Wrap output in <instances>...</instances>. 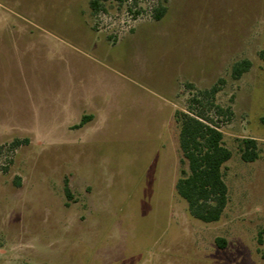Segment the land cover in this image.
<instances>
[{
    "label": "rangeland",
    "instance_id": "rangeland-1",
    "mask_svg": "<svg viewBox=\"0 0 264 264\" xmlns=\"http://www.w3.org/2000/svg\"><path fill=\"white\" fill-rule=\"evenodd\" d=\"M91 1L0 0V127L29 123L0 130V264H264V0ZM221 79L229 201L206 223L175 112Z\"/></svg>",
    "mask_w": 264,
    "mask_h": 264
},
{
    "label": "trees",
    "instance_id": "trees-1",
    "mask_svg": "<svg viewBox=\"0 0 264 264\" xmlns=\"http://www.w3.org/2000/svg\"><path fill=\"white\" fill-rule=\"evenodd\" d=\"M101 0H92L94 12L101 9ZM166 13V7L156 10L155 18L160 20ZM264 62V47L259 53ZM252 67L249 59H243L232 66V77L240 79ZM221 79L210 89L193 94L185 109L175 112L180 125L179 146L182 152L181 175L176 182V192L188 204L194 218L206 223L221 219L228 201V186L224 179L223 167L232 158V151L224 143V134L211 115L217 109L219 114L229 112L215 103L216 94L221 90ZM84 118L79 127H82ZM20 141H15V144ZM260 156L256 139L245 138L242 141L241 157L253 162ZM66 191L69 192L68 185Z\"/></svg>",
    "mask_w": 264,
    "mask_h": 264
},
{
    "label": "crops",
    "instance_id": "crops-1",
    "mask_svg": "<svg viewBox=\"0 0 264 264\" xmlns=\"http://www.w3.org/2000/svg\"><path fill=\"white\" fill-rule=\"evenodd\" d=\"M3 44H4V40L1 39V37H0V51H2L3 47H1V46H4ZM25 125H29V123L24 124L23 122H15V123H10L8 125L5 124L4 127H0V130H4V131L12 130V128H15L14 126H17L18 129H20V130H24V129H26Z\"/></svg>",
    "mask_w": 264,
    "mask_h": 264
}]
</instances>
